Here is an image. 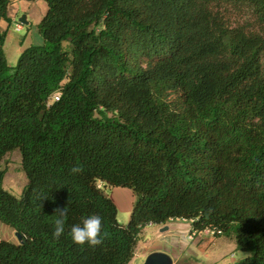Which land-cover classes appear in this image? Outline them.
Here are the masks:
<instances>
[{
  "label": "trees",
  "instance_id": "obj_1",
  "mask_svg": "<svg viewBox=\"0 0 264 264\" xmlns=\"http://www.w3.org/2000/svg\"><path fill=\"white\" fill-rule=\"evenodd\" d=\"M43 1V44L12 66L0 0V163L19 149L29 179L16 196L0 168V222L21 236L0 239V264H129L170 219L232 237L249 255L231 264H264V0ZM112 187L136 196L126 225ZM91 214L108 238L77 246L68 231Z\"/></svg>",
  "mask_w": 264,
  "mask_h": 264
},
{
  "label": "rangeland",
  "instance_id": "obj_2",
  "mask_svg": "<svg viewBox=\"0 0 264 264\" xmlns=\"http://www.w3.org/2000/svg\"><path fill=\"white\" fill-rule=\"evenodd\" d=\"M25 3L27 5V13L24 9L18 11L19 17L23 14H27L28 24H22L21 30L10 29L8 35H6L5 46L8 50V57L10 65H16L18 58H14L11 54V48L14 50L17 45L16 40H23L24 46L29 47L31 43L34 45L43 44V38L38 31V23L44 16L47 5L43 0H15L11 4L13 7L16 3ZM11 6V9H12ZM17 6V5H16ZM15 6V7H16ZM25 47V48H26ZM14 59V60H13ZM0 168L4 169L5 176L3 180V186L5 189L10 191L16 196H20L25 186L28 184L29 179L22 166V156L19 149H14L8 152L0 163ZM107 195L113 199L117 206V219L120 224L126 225L129 222L131 207L136 199L135 194L128 188H106ZM187 225V222L169 220L164 224H148L146 225L139 236L137 246L135 248L134 257L129 264H144L147 256L146 251L149 250L153 245L160 241V235L164 232H168L170 240L164 242L167 246L171 247L172 251H175L179 257L176 264H231L245 256H248V252H243L238 249H234L230 245L226 238L227 236L214 237L212 235H197L193 238H186L187 246L183 247V238H180V245L174 243V236L181 237L182 230L181 225ZM5 228V230H3ZM9 227H4L0 224V237L5 240L17 241L18 238L10 232ZM163 228H167L162 231ZM193 230V226H192ZM191 230V231H192ZM190 231V232H191ZM189 232V235H190ZM220 237V238H219ZM205 238L208 241L203 246H198L196 239ZM217 243L213 244L210 241L217 239ZM233 253V254H232ZM233 255V256H231ZM235 258V259H234Z\"/></svg>",
  "mask_w": 264,
  "mask_h": 264
},
{
  "label": "clouds",
  "instance_id": "obj_3",
  "mask_svg": "<svg viewBox=\"0 0 264 264\" xmlns=\"http://www.w3.org/2000/svg\"><path fill=\"white\" fill-rule=\"evenodd\" d=\"M83 171L80 165H75L70 169L72 174H79ZM56 218L53 224V238L59 239L65 233L66 221L68 218L69 209L66 206L57 207L53 210ZM102 218L98 214H91L82 218L81 223L74 224L70 227L68 235L72 242L77 246H85L95 248L101 246L105 239L108 238V233L102 231Z\"/></svg>",
  "mask_w": 264,
  "mask_h": 264
},
{
  "label": "crops",
  "instance_id": "obj_4",
  "mask_svg": "<svg viewBox=\"0 0 264 264\" xmlns=\"http://www.w3.org/2000/svg\"><path fill=\"white\" fill-rule=\"evenodd\" d=\"M17 5V6H16ZM16 7L14 6H12V9H11V11H10V17H11V20H10V22H7V21H5V20H3V21H1V28L3 29V30H6L7 31V35L9 34V32H10V29H13V27H14V29H15V24H16V22H18V11L20 10V9H24V12H26L27 13V5L24 3H16ZM25 13V14H26ZM27 15V14H26ZM27 20H28V17H27ZM16 30V29H15ZM17 41V45H16V48L13 50L12 48H11V54H12V56H14V58L16 59V58H19V56H20V54H21V52L24 50V49H26L27 47L26 46H24V41H25V39H23V40H16ZM32 44H34V43H31L30 45H32ZM29 45V46H30ZM26 47V48H25ZM5 51H6V55H7V59H8V62H9V57H8V50H6V46H5ZM14 60V59H13ZM10 64V63H9ZM115 188H122V187H115ZM133 206V205H132ZM131 209H132V207H131ZM171 220H174V219H171ZM175 220H177V221H184V222H187V225L186 224H184V225H181V230H182V232H181V234H182V236L181 237H179V236H177V238H175V236H174V243L178 246V245H180V241H179V239L180 238H183L184 240H183V247H186L188 244H187V242H186V238L188 239L189 238V232L192 230V221H190V220H184V219H175ZM0 224H2L1 222H0ZM2 225H4V224H2ZM4 227H7V226H5L4 225ZM6 229H9L10 230V232L12 231V233L16 236V233H15V231L12 229V228H6ZM3 230H5V228H3ZM1 233V232H0ZM1 235V234H0ZM222 236H224V235H222ZM17 237V236H16ZM220 238V237H219ZM219 238H217V239H215V240H213V241H210V242H212L213 244H215V242L217 243V240L219 239ZM227 239H228V241L229 242H227V243H229L228 245H230L231 247H233L234 249L236 248L237 249V245H236V243H235V240L232 238V237H226ZM0 239H5V238H1L0 237ZM160 241H157L154 245H153V247H151L149 250H147L146 251V256H148L151 252H154V251H163V252H166V253H168L172 258H173V261H174V264H176L177 263V260H179V257H178V255L176 254V252L175 251H172L171 250V247H169V246H167L166 245V243L164 244V242H166V241H169L170 240V236H169V234H168V232H164V233H162V235H160V239H159ZM9 241H12V242H15V241H13V240H10L9 239ZM193 241H196L197 243V245L200 247V246H203V245H205V243L208 241V239H205V238H199V239H196V240H193ZM233 254V253H232ZM232 256V255H231ZM235 259V258H234ZM235 262V261H234Z\"/></svg>",
  "mask_w": 264,
  "mask_h": 264
},
{
  "label": "water",
  "instance_id": "obj_5",
  "mask_svg": "<svg viewBox=\"0 0 264 264\" xmlns=\"http://www.w3.org/2000/svg\"><path fill=\"white\" fill-rule=\"evenodd\" d=\"M19 22L22 24H28L27 21V15L23 14L22 16L19 17ZM167 228H163V230H165ZM18 240H20L21 236L20 235H16ZM144 264H174L173 258L166 252L163 251H154L151 252Z\"/></svg>",
  "mask_w": 264,
  "mask_h": 264
},
{
  "label": "built area",
  "instance_id": "obj_6",
  "mask_svg": "<svg viewBox=\"0 0 264 264\" xmlns=\"http://www.w3.org/2000/svg\"><path fill=\"white\" fill-rule=\"evenodd\" d=\"M11 1H12V3H13V1H15V0H11ZM22 28H23L22 23H20L19 21L16 22V24H15V29H16V30H21ZM59 96H60V93H56V94L54 95V99H55V100H58V99H59ZM197 235H212V236H214V237H218V236L223 235V232H222L221 229H218V228L207 227V228H204V229L199 230V231L192 230V231L190 232L189 237H190V238H193V237H195V236H197ZM232 256H233V255H232Z\"/></svg>",
  "mask_w": 264,
  "mask_h": 264
}]
</instances>
